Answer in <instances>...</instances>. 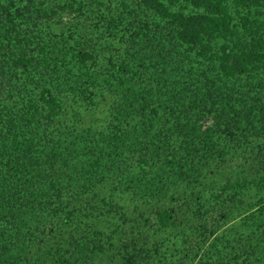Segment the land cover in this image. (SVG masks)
Wrapping results in <instances>:
<instances>
[{
  "label": "trees",
  "instance_id": "obj_1",
  "mask_svg": "<svg viewBox=\"0 0 264 264\" xmlns=\"http://www.w3.org/2000/svg\"><path fill=\"white\" fill-rule=\"evenodd\" d=\"M136 5L123 6L129 19L105 20L126 50L98 68L86 43L37 27L31 14L45 11L32 1L24 15L0 0V264H26L33 249L50 264H92L133 223L129 213L187 199L234 203L246 233L264 238V0ZM100 100L104 121L79 125V109ZM67 102L78 109L62 120ZM254 144L252 175L210 181ZM155 219L176 227L172 209ZM73 225L82 228L45 250ZM123 237V264H187L171 239L138 248ZM215 251L209 263L222 259ZM251 254L242 264H264V250Z\"/></svg>",
  "mask_w": 264,
  "mask_h": 264
},
{
  "label": "rangeland",
  "instance_id": "obj_2",
  "mask_svg": "<svg viewBox=\"0 0 264 264\" xmlns=\"http://www.w3.org/2000/svg\"><path fill=\"white\" fill-rule=\"evenodd\" d=\"M29 1H32L37 9H43L45 14L42 15L37 12L31 14L32 8L27 6L28 0H16L15 9L24 15H28L30 12L31 19H36L35 22L39 29L53 31L58 35L62 33L67 36L73 35L78 41L86 43L88 50H92L97 57L98 68L107 64L108 58L124 54L126 46L122 33L118 36L110 35L105 30V20L129 19L127 14L122 16V8L126 6L136 10V0ZM11 11L14 12V9ZM126 33H128L127 30ZM105 103V100H100L96 110L79 109L81 114L77 117L78 124L83 127L100 125L105 119ZM65 107L67 108L64 109L61 119H72V112L77 107L68 102ZM261 153L258 145L254 144L249 149L246 148L232 156L230 155L218 166L210 181L217 179L223 184L226 180L234 182L237 179L248 178L253 174L252 171L260 157L262 158ZM254 194L251 192L250 195L254 196ZM203 203L202 200L193 202L187 199L172 204L154 203L151 206L139 207L133 213H129L134 221L129 227L124 226L119 230L122 235L121 237L116 235L117 242H115L114 247L104 256L97 258L92 264H123L120 256L124 251L122 249V243L125 241L124 235L132 238L138 248L144 244L148 246L158 244L164 237L171 239L175 243L173 250L179 248L182 252L180 256H187V264H242V261L247 257H252V252L255 254L264 250V238L261 233L249 236L246 229L240 225L242 214L240 210L235 208L234 203L224 202L222 205L211 203V205H205L204 209H200L198 205ZM162 208L173 210L175 228L168 231L159 228L155 215ZM202 217H206V220L201 221ZM111 225L106 223L103 227L114 229ZM76 226L56 229L51 237L49 236L46 240L45 250L53 249L57 243H60L59 241L66 239L69 235L74 236L81 227ZM226 239L227 241L230 240L229 244ZM214 244H216L215 248ZM217 248L224 253L222 259L216 258L209 263L210 256L216 252ZM41 253L40 251L37 254V250L33 249L26 264H50ZM38 257L41 258L38 259Z\"/></svg>",
  "mask_w": 264,
  "mask_h": 264
}]
</instances>
